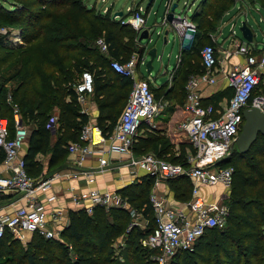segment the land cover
I'll list each match as a JSON object with an SVG mask.
<instances>
[{"label": "trees", "instance_id": "1", "mask_svg": "<svg viewBox=\"0 0 264 264\" xmlns=\"http://www.w3.org/2000/svg\"><path fill=\"white\" fill-rule=\"evenodd\" d=\"M217 1L224 2L222 11L234 3L233 0H201L200 5L211 8ZM8 2L6 6L0 0V18L3 23L18 26L25 44L44 37L46 45L44 50L38 49L33 56L22 50L0 74V115L7 117L12 130L15 104L22 124L31 123L22 158L26 172L36 177L42 174L43 167L37 158L38 154L45 157L50 171L64 157L66 145L79 140L82 126L89 121L88 115L80 111L73 90V84L81 71L88 70L92 74L91 96L98 109L94 124L107 135L113 129L131 87V78L116 73L109 61L113 58L125 61L133 52L142 53L143 48L136 44V31L129 24L112 17L110 9L105 12L94 11L84 0ZM48 7H55L56 15L47 12L45 9ZM68 7L77 12V19H71L70 22L59 18L61 12ZM216 8L214 16L217 17L221 9ZM203 14V10H199L192 18L201 26H206L208 24L204 21ZM197 25L198 30L181 53L186 51L187 54L192 52L200 55L203 45L198 43L202 36ZM99 35L103 36L107 44L106 54L101 53L94 44ZM88 41L93 45L86 43ZM3 47L6 46L1 36L0 66L9 59V55L4 56L1 52ZM188 66L183 72V80L190 75ZM201 70L202 66L195 72ZM179 75L180 68L174 75V85ZM15 77L17 83L8 94L3 84ZM174 85L167 92H171ZM261 85L264 87V79L255 88H260ZM159 90L161 92L164 88ZM253 91L249 102L255 97ZM217 98L216 95L211 101ZM262 110L264 111V96ZM53 113L57 116L58 124L54 135L46 127ZM52 136L55 139L51 144ZM134 144L136 148H142L144 153L152 152L161 158L169 156L167 159L173 162H183V143H180L179 153L171 155L172 144L164 135H147ZM230 156L231 161L223 158L218 162L221 166L230 164L233 167L230 181L232 188L224 201L228 206L225 226L205 229L191 248L178 250L169 264H264V135L259 134L247 151H235ZM3 157L4 153L0 148V162ZM49 173L51 172L47 174ZM167 180L171 182L175 200L187 201L190 198L192 182L187 176L179 175ZM153 182L154 177L144 174L116 190L149 220L146 229L137 225L128 227L129 212L121 207L105 208L95 205L91 213L80 207L68 209V223L60 232V240L67 243L56 238H44L33 232L28 241L21 244L19 239L5 232L0 237V248H4V251L0 250V264H151L149 250L143 248L139 240L153 225L148 199ZM2 197L5 196H0ZM120 233H125L126 237L125 248L118 255L121 259L114 256L116 254L111 243ZM67 245H70L74 258Z\"/></svg>", "mask_w": 264, "mask_h": 264}, {"label": "built area", "instance_id": "2", "mask_svg": "<svg viewBox=\"0 0 264 264\" xmlns=\"http://www.w3.org/2000/svg\"><path fill=\"white\" fill-rule=\"evenodd\" d=\"M171 4L172 1L167 0V10ZM246 14L244 12L245 16ZM116 17L136 31L135 40L140 46L137 35L145 26L143 10L134 9L129 16ZM168 26L177 33L181 44L184 39L192 38L196 31L195 24L187 16L175 13ZM95 41L100 52L106 54L108 49L104 39L99 38ZM232 52L243 54L245 57L242 63L233 65L223 73L227 86L231 88V94L223 109L216 108L213 103L200 101L199 84L211 85L217 81L214 67L218 60L212 44L207 43L200 49L201 72L190 74L187 78L183 105L185 116L177 126L189 145L184 153L183 162H173L152 152L130 155L128 158L127 165L132 170L142 169L154 177V186L160 180L179 175L187 176L192 182L191 196L184 202L169 200L167 195L157 190L150 192L148 199L152 209L153 225L139 242L143 248L149 250L148 258L151 264H169L178 250L191 248L205 229L221 228L225 224L227 207L206 201L198 193L199 186L221 184L227 187L230 184L232 165L221 166L218 162L236 146L235 140L243 122L244 108L254 105L262 109L263 103L262 98L254 97L251 102L249 98L264 75V55L260 58L253 56L246 41ZM138 60L137 54L131 55L125 61L110 59L109 65L116 73L131 78V87L125 105L109 134L104 135L96 124L88 121L80 130L79 140L66 145L67 152L75 154L78 165L93 153L99 152L97 164L99 170H102L108 165L110 153L130 152L141 124L150 129L154 127L153 118L159 113L161 103L155 98L149 79L136 76V66L140 63ZM73 90L80 111L86 112L90 103L88 97L93 91L91 72L81 71L73 84ZM56 121L57 116L53 114L46 124L53 135L58 127ZM28 132V127L21 122L15 104L12 131L7 117L0 115V148L4 153L0 172V196L6 192L14 195L6 204L2 205L0 201V237L8 232L13 238L24 240L25 233L37 232L44 238L60 240V232L64 228L58 225L62 208L58 206L47 208L44 201L56 200L54 193L46 192L62 173L52 172L34 177L26 172L20 151L26 142ZM64 174L70 176V173ZM73 201L78 205L77 208H83L86 212H90L95 205L124 208L131 216L128 227L138 225L139 217L142 216L140 211L132 207L116 191L99 192L91 189L77 192L73 194Z\"/></svg>", "mask_w": 264, "mask_h": 264}, {"label": "crops", "instance_id": "3", "mask_svg": "<svg viewBox=\"0 0 264 264\" xmlns=\"http://www.w3.org/2000/svg\"><path fill=\"white\" fill-rule=\"evenodd\" d=\"M237 3H241V0H239V2H235L234 4L236 5H232L231 8L223 10L224 12L219 18L218 26L216 25L210 26L208 29L205 30L206 31L205 34L203 33L201 35L204 38H208L209 41L207 43H210L214 46L218 61L216 63V66L214 67V70L216 71V75H217V81L211 85H207L203 83L199 84L200 93H201L200 101L201 103H213V105L218 109L224 108V106L227 103L228 96L229 94H231V88L227 86L226 80L223 77V73L227 69L231 68L233 65L242 63L245 57L243 56V54L232 52L236 49L238 45L242 44L243 41H246L242 38V35L240 38H237L235 36V20H237L238 16L243 15V17H245V20L243 21L246 24L248 20V13L245 16L243 6L237 8ZM137 5L139 4L135 3L134 7ZM140 6H142V4H140ZM198 6H199V3L196 4L194 12L189 18L191 21H194L192 16L194 13L198 12L197 11ZM232 10H234L233 13H231ZM148 12L149 10L145 12L146 14H145L144 25L147 24L146 18H147ZM128 13L129 11L127 12V14ZM227 15L229 16L227 17L226 20H224V17ZM121 16L122 17L124 16V11H122ZM161 21L163 22L164 20L162 19ZM223 22L229 23V24L231 23L229 37L227 36L225 37L221 33L222 31L221 24ZM248 27L250 28V26ZM165 29L167 32L168 30H170L168 24L167 25L165 24V26H163L161 33H163V30ZM194 33L192 35H194ZM254 36L255 34L253 33L252 41H246V42L250 45V47H252L253 50L263 49L262 52H264V43H262L261 46H258L256 42L253 43ZM192 38L188 39L189 40L188 44L182 46L180 51H182L183 47L184 48L188 47L190 40ZM140 46L143 48V51L141 54V58H142L145 50H144L143 45L140 44ZM180 51L177 56L176 64L169 73L170 75L169 79L171 78V76L175 77L174 75L176 74L177 69H179L178 64H179V59H180ZM138 65L139 63L137 64L136 69ZM136 76L148 78L147 76L137 74V71H136ZM168 80H166L164 83L157 85L155 84L154 80L152 81L151 79H149L151 90H152V87H157V89H161V87L164 88L163 95L160 94L161 95V96L159 95L160 97L155 96V98L162 103L161 109L159 113L153 118V124H154L153 129H148L145 124H141V126L139 127L137 131V135L134 139V142H137L138 139L140 138H145L147 135L161 134L169 138L172 144V150L174 151V154L177 155L180 150V145H181L180 143L183 142L182 135H184L177 128V126H178V122L185 116V112L183 109L185 98L183 99L181 105L168 104L167 106H165L164 102L168 103L169 100L173 99V90L171 92H167V90H169L170 88V84L169 86H166V82ZM165 92H167L166 96H165ZM216 95L218 98L215 100L213 99V102H212L211 99L214 98ZM85 113L88 115L89 121L94 123L95 118L97 117V114H98V109L93 101H91L88 104V108ZM54 139H55V136H52L51 144L53 143ZM134 142L132 146L130 147L129 153H124V152L123 153H119V152L110 153L108 156V165L104 166L102 170H99L98 164H97V154L99 152L93 153L88 158L83 160L81 165H78L76 163V160H75L76 158H75L74 153L66 152L64 154V157L60 158L57 164L52 168V169H55L53 171L48 170V167L46 166L45 157L41 154H38L37 158L41 161L43 165L42 174H47L48 172L62 173V175L59 178H56L54 180L51 188L48 189L46 192L48 194L54 193L56 195V200L54 202L44 201L47 208L51 206H58V208H62V214L58 220V225H60V227H63L68 223V217H67L68 209H75L78 206L73 201V194L77 192H86L91 189H95L99 192L116 191L117 189L123 187L124 185L132 182L138 176L146 174L145 171L142 169L132 170V168H130V166L127 165V161L130 155H139V154L144 153L142 148H136ZM25 150H26V142L24 143L20 151L21 156H23V154L25 153ZM2 167L3 166H2V161H1L0 162V172L2 171ZM66 172L70 173V176H65L64 173ZM162 181L163 180H160L161 184L163 183ZM158 182L156 186H158L161 189L159 190V192L167 195L168 198H170L169 197L170 191L169 192L162 191V187L159 186L160 183ZM221 190H225V187L221 184L201 185L199 186L198 193L201 196H203L206 201L213 203L215 202L214 200H216L217 196L220 194ZM210 191H212V193L209 195ZM212 194H214L213 198L211 197ZM2 196H5V197L0 198V201L2 202L1 204L3 205V204H6L8 201L12 200L14 195L10 194V192H6ZM171 200L176 201L175 199L174 200L171 199ZM141 219L144 220V222H142L143 224L145 223L146 225L148 224V222H146V218L142 217ZM26 234L31 235V233H26Z\"/></svg>", "mask_w": 264, "mask_h": 264}, {"label": "rangeland", "instance_id": "4", "mask_svg": "<svg viewBox=\"0 0 264 264\" xmlns=\"http://www.w3.org/2000/svg\"><path fill=\"white\" fill-rule=\"evenodd\" d=\"M21 1L24 2V0H21ZM172 1H174V0H172ZM176 1H177V6L174 9V13L180 14L181 16L185 15L188 18H190L192 13L194 12L196 4L199 3L197 11L203 10V13H205V14H203L204 21L206 22V24H208L206 26H201L200 23H197L198 24L197 26L199 27V30L201 31V35L203 33L205 34V32H206L205 30L208 29L210 26H214V25L218 26L219 18L221 17V15L224 12V11H222V6L224 5V2H221V1L214 2L213 6L211 8H205V6L200 5V2H201L200 0L199 1L198 0H176ZM197 1H198V3H197ZM233 1H234V3L239 2V0H233ZM84 2L88 5V7H92L93 10L97 11V12H105L107 9H110V14L114 18L116 16V15H114L115 12L119 11V10L124 11L123 17L129 16L130 13L134 9L135 10L136 9L143 10L144 15L146 14L145 12L147 10H149V12L147 14V18H146L147 24H145V26H144L147 28V27L153 26V24L156 22L160 23L161 18L163 16V12L166 8L167 0H152L150 3V6L147 9L145 8L147 0H84ZM135 3L139 4V5L134 7ZM234 3L226 6L225 9H229V8H231L232 5H236ZM241 3H243V4H241ZM241 3H237V8L243 6L244 12L248 13L247 25L250 26L253 33L255 34V36L253 38V43L256 42L258 44V46H261L262 43H264V7H263L264 0H260L258 2L254 1V0H243V2H241ZM3 4L8 6V4H9L8 0H3ZM140 4H142V6H140ZM33 7L37 8V6H33ZM216 7H218V9H221L219 11V16H217V17L214 16V14H215L214 12L217 9ZM45 10L47 12L48 11L53 12L56 15V8L55 7H53V8L48 7ZM128 11H129V13L127 14ZM233 12H234V10L231 11V13H233ZM228 16L229 15L225 16L224 20H226ZM59 18H61L64 21L66 20V21L70 22L71 19L72 20L77 19V12H76V10L68 7L61 12ZM243 20H245V17H243V15H239L237 20H235V36L237 38L241 37V31L239 29V26ZM195 26H196V24H195ZM221 26H222L221 33L223 34V36L229 37L231 23L229 24V23L223 22L221 24ZM201 27H202V29H201ZM162 28L163 27L158 26L156 31L162 30ZM196 30H198V29H196ZM156 31L152 34L149 42H147L146 39L141 40L140 44L145 46V51H144L142 58H141L142 53L137 54V52H133L132 55L137 54L139 56L138 61H140V63L136 69L137 74L147 76L152 81L154 80L155 84L159 85V84L164 83L166 80L169 79V77H170L169 73L176 64L177 56H178V53H179L181 47L188 44L189 40L184 39L183 43L181 44V40H180L179 36L171 28H170V30H168V32L165 36L163 33L157 34ZM1 36L3 37V43L6 46V47L1 48V52L4 56L9 55V59L4 61L1 64L0 74L2 73V71H4L8 67L10 62L15 60L19 56V54L21 53L22 50H26L25 52H30V54L33 56L34 54L37 53L38 49L44 50L45 46H46L44 39H43L44 37L41 38V40H39V41L34 40L30 43L25 44V42L21 36V29L18 26L9 25L5 22L3 23V20L0 18V37ZM164 37H165V40H164ZM99 38H103V36L99 35V36H97L96 39H99ZM208 41H209L208 38L202 37L199 39L198 43L200 44V46H202V45L207 44ZM86 43L90 44L91 46L93 45V43L91 44L89 41ZM94 44L98 48L96 41H94ZM136 44L138 45V43H136ZM152 47L156 48V56L153 58L152 68H151L150 72L147 74L146 68H145V62L148 60V57H149L147 55V50L152 48ZM262 51H263V49L253 50L252 47H250V53L253 56H255L256 58H260L261 56L264 55V52H262ZM188 64L190 66H188ZM200 64L201 63H200L199 53L190 52L187 54L186 51H183L182 53L180 51V59H179V64H178L179 68H180V75L178 76V79L175 81V85H174V77L173 76H171V78L166 82V86H169V84H170V87L172 85H174V88H173V99L169 100L168 103L164 102L165 106H167L168 104L181 105L183 99L185 98V93H186L185 84L187 82V79L186 80L182 79L184 74H185L183 72H184L185 68L188 66L190 68V71H188V74H196L195 71L200 70V66H201ZM262 79H264V78L261 77V80ZM16 83H17L16 77L13 79L7 80L3 84V87L5 88L4 90L9 94L12 91V89ZM129 89H128V92H129ZM152 90H153V93L155 94V96H156L157 92H160V90L157 89V87H152ZM166 93L167 92H165V96L167 95ZM160 94L163 95V91H161ZM253 94L255 95V98H262V102H263V96H264L263 85H261L260 88H258V87L255 88V90L253 91ZM160 96L157 95L156 97H160ZM88 98H89V102H91L92 96H89ZM53 114H55V113H53ZM25 124L27 125V127L31 126V123H25ZM182 136H183L182 137V139H183L182 143L185 146L184 149L186 151L187 148H189V145H188L186 137H184L185 135H182ZM235 151H238L236 146L229 153H227V155L225 156L224 159H227L228 162L231 161L230 155ZM172 153H174L173 150L171 151V155H172ZM167 158H170V157L167 156L166 159ZM228 162H226V163H228ZM228 165H230V164H228ZM53 170H55V169H52L50 171H53ZM140 176H142V175H140ZM137 178H139V176ZM162 182H163L162 184L160 181L158 182V183H160L159 186L162 187V191H168V192L170 191L169 192L170 198H168V199L174 200L175 198L173 196V191L171 190V186H170L171 182H169V180H167V179H164ZM231 188H232V186L229 184L227 187H225V190H221L220 194L217 196L216 200H214L215 202H213V203H216L219 205H224L228 209V206H227V204H225L224 201L226 200ZM153 190L159 191L161 189L158 186H156V185L154 186V184H152L150 189H149L148 196H149L150 192ZM211 193H212V191L209 192V195ZM213 196H214V194H212L211 197L213 198ZM180 202H184V201H180ZM91 212H92V210L88 213H91ZM142 217L141 216L139 217V220H138L139 223L137 226H139L142 229H146L149 224H147V225H146V223L143 224L142 222H144V220L141 219ZM130 222H131V216H130ZM148 222H149V220H148ZM225 223H226V220H225ZM224 226H225V224H224ZM223 227H221V228H223ZM124 234L120 233L115 238H113V240L111 242L112 247L114 249V252L116 254L114 256H118L119 252L123 251V249L125 248V245H126L125 238L126 237ZM263 236H264V233H263ZM29 238H30V235L25 233L24 240L20 239L21 244H25V242L28 241ZM60 242H64V240L62 239V240H60ZM65 242H64V244H65ZM67 246H68L70 255L72 256V258H74L75 255L73 254L71 247H69V245H67ZM0 250L4 251V248H0ZM263 255H264V251H263ZM119 258L121 259L122 257H119Z\"/></svg>", "mask_w": 264, "mask_h": 264}, {"label": "water", "instance_id": "5", "mask_svg": "<svg viewBox=\"0 0 264 264\" xmlns=\"http://www.w3.org/2000/svg\"><path fill=\"white\" fill-rule=\"evenodd\" d=\"M152 0H147L145 8L147 9L150 6ZM177 6V2L173 1L170 8L167 10L165 8L163 16L160 23H154L153 26L143 27L137 35V40L140 43L142 39H146L147 42L150 41L152 34L156 31L158 26H165L173 18L174 9ZM114 15L121 16L122 11H116ZM239 29L241 31L242 38L246 41H252V30L248 25L243 21L241 22ZM157 34H161V30L156 31ZM167 33L166 29L163 30V34ZM165 40V37H164ZM144 46V45H143ZM145 50V46H144ZM148 60L145 62V68L147 74L152 68V60L156 56V48L152 47L147 50ZM260 99V98H259ZM243 122L241 124L240 131L236 137L235 144L240 152H245L248 150L250 145L256 140L259 134L264 135V111L258 106H248L244 108L243 112Z\"/></svg>", "mask_w": 264, "mask_h": 264}]
</instances>
